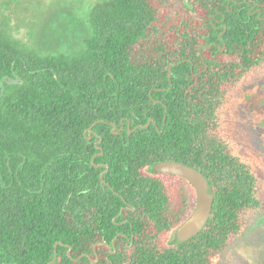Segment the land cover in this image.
<instances>
[{
	"label": "trees",
	"instance_id": "16d2710c",
	"mask_svg": "<svg viewBox=\"0 0 264 264\" xmlns=\"http://www.w3.org/2000/svg\"><path fill=\"white\" fill-rule=\"evenodd\" d=\"M88 25L79 56H41L0 14V264H49L55 244L59 264H220L257 207L258 181L217 113L264 64V0H102ZM148 120L162 132L141 128ZM128 123L138 128L112 133ZM96 135L114 152L99 157L112 189L90 164ZM166 159L213 190L203 230L179 244L171 235L195 196L189 205L147 173Z\"/></svg>",
	"mask_w": 264,
	"mask_h": 264
},
{
	"label": "rangeland",
	"instance_id": "374dc122",
	"mask_svg": "<svg viewBox=\"0 0 264 264\" xmlns=\"http://www.w3.org/2000/svg\"><path fill=\"white\" fill-rule=\"evenodd\" d=\"M101 1L3 0L0 14L8 20L11 36L29 50L75 57L90 35L89 13ZM217 118L221 137L258 181L257 207L220 264H264V64L228 93Z\"/></svg>",
	"mask_w": 264,
	"mask_h": 264
},
{
	"label": "water",
	"instance_id": "95a60500",
	"mask_svg": "<svg viewBox=\"0 0 264 264\" xmlns=\"http://www.w3.org/2000/svg\"><path fill=\"white\" fill-rule=\"evenodd\" d=\"M167 71L169 73L168 78L170 79L172 77L171 66L167 68ZM146 127L147 125L144 126V128ZM154 172L180 177L190 183L194 189L196 195V203L193 208V211L188 216V218L173 231L171 235V241L173 243H184L199 234L206 225L213 207L212 187L201 172L178 162H162L154 168ZM57 247L58 244H55L54 257L49 264L55 263V260L57 258ZM95 248L96 247H94V253ZM79 259L80 258L75 259L74 261L77 262ZM59 261L60 258H58V262ZM97 262L98 257L96 256V260L92 261V263L94 264Z\"/></svg>",
	"mask_w": 264,
	"mask_h": 264
},
{
	"label": "flooded vegetation",
	"instance_id": "af4514ba",
	"mask_svg": "<svg viewBox=\"0 0 264 264\" xmlns=\"http://www.w3.org/2000/svg\"><path fill=\"white\" fill-rule=\"evenodd\" d=\"M222 51L224 50V48L221 49ZM195 76H197L198 74H194ZM158 122L154 121V120H148L147 121V127H150V125H153L155 130L158 132V133H161V131H159V127H158ZM165 124V119L162 121V128ZM146 125H143L141 126V128H143L144 126ZM129 126L130 124L128 123L127 124V127H124V124H121L120 128L118 130H116V126H113L112 128V133L113 134H119L122 136V133L123 131H126L127 133H132V131H135V129H137L138 127H135L132 131L129 129ZM97 141L95 142V147L97 148L96 152H93L92 154H90V164L96 168V169H100L101 171L99 172V179H100V183L101 185L105 188V187H108L109 189H112L110 184L109 183H106L104 180H103V177L109 173V166L108 164L106 163L107 160L105 159H100L99 157L103 156V155H112L114 152H104L102 150H99V143L101 142L100 141V137L98 135L95 136ZM91 138V137H90ZM116 155H118L119 153H115ZM98 161V163H95V161ZM165 161H173V162H177V161H174V160H169V159H166V160H160L154 167L150 168L147 173H151L153 172L154 174H157V175H160V179H158V181H160L161 183H164V184H167L169 182H171L173 185L176 186V189L179 191L178 194L181 198V192H180V189L182 188L183 189V198H184V201L186 203H188L190 205L191 201H192V189L193 187L191 186L190 183H188L186 180L180 178V177H176V176H173V175H167V174H162V173H155L154 172V168L162 163V162H165ZM178 163H181V162H178ZM183 164V163H181ZM184 165H187V164H184ZM189 166V165H187ZM190 167V166H189ZM116 182H118V179L119 178H116ZM192 188V189H191ZM194 191V189H193ZM194 196H195V203H196V195H195V192H194ZM121 198V197H120ZM123 203L125 204V209H130V203H128L127 201L123 200ZM195 206V205H194ZM120 214L122 213L123 209L120 210ZM193 211V210H192ZM191 211V212H192ZM191 214V213H190ZM189 214V215H190ZM188 218V217H187ZM186 218V219H187ZM185 219V220H186ZM184 220V221H185ZM127 220H124L122 221L121 223L124 224ZM123 237H126L125 235H122ZM133 237V236H132ZM58 258H60V261H61V257H57L56 260H55V263L54 264H59L60 261L58 262Z\"/></svg>",
	"mask_w": 264,
	"mask_h": 264
}]
</instances>
